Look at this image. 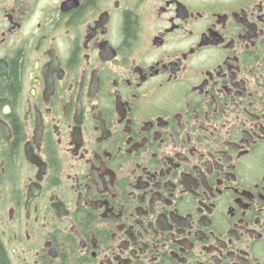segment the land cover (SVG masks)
<instances>
[{
	"label": "flooded vegetation",
	"instance_id": "af4514ba",
	"mask_svg": "<svg viewBox=\"0 0 264 264\" xmlns=\"http://www.w3.org/2000/svg\"><path fill=\"white\" fill-rule=\"evenodd\" d=\"M0 264H264V0H0Z\"/></svg>",
	"mask_w": 264,
	"mask_h": 264
}]
</instances>
